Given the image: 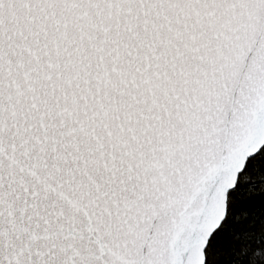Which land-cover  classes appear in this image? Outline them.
I'll use <instances>...</instances> for the list:
<instances>
[{
  "label": "snow or ice",
  "instance_id": "obj_1",
  "mask_svg": "<svg viewBox=\"0 0 264 264\" xmlns=\"http://www.w3.org/2000/svg\"><path fill=\"white\" fill-rule=\"evenodd\" d=\"M0 264H264V0H0Z\"/></svg>",
  "mask_w": 264,
  "mask_h": 264
}]
</instances>
